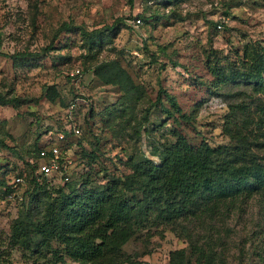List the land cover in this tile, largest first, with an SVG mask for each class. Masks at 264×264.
Listing matches in <instances>:
<instances>
[{"label": "rangeland", "instance_id": "1", "mask_svg": "<svg viewBox=\"0 0 264 264\" xmlns=\"http://www.w3.org/2000/svg\"><path fill=\"white\" fill-rule=\"evenodd\" d=\"M117 19H122L120 30L96 36L92 50L79 30L54 37L64 22L71 21L89 32L112 25ZM0 34V95L21 100L18 107L0 103L3 248L12 221L33 205L31 191H26L27 182L13 188L11 197L4 196L5 188L19 173H28V164L37 163L38 149L57 142L65 122L80 129L78 136L69 134L65 144L73 166L70 181L78 182L76 188L81 176L88 173L98 185H104L113 175L128 174L130 170L124 163L134 150L159 164L153 153L161 150L160 145L174 142V131L193 146L202 141L212 147L228 144L223 132L228 105L240 100L224 95L243 94L244 89L229 87L221 95L215 94L212 70L218 66L228 72L233 61L239 64L246 46L264 49V0H133L132 5L128 0H0ZM48 46L52 49L45 56L29 61L14 63L6 56L39 53ZM158 46H166L165 53L159 52ZM108 60L117 62L144 89L143 104L136 111L138 122L148 101L156 99L160 86L175 97L189 121L176 123L168 119L158 105L143 126L146 131L140 129L141 136L130 139V127L109 116L118 107L122 93L94 75V67ZM76 70L80 73L71 75ZM51 86L56 93L54 102L45 96ZM245 92L252 95L245 101L251 115L256 121L262 116L264 119L262 110L255 112L264 108V98L253 94L251 88ZM162 101L169 107L164 97ZM259 123L262 131L252 137L260 145L264 142V121ZM131 124L136 125L134 121ZM48 192L52 197L56 195L55 190ZM42 199L44 195L36 202L42 203ZM240 210L241 215L235 212L227 220L235 229L244 227L234 244L250 235L259 217L254 200L245 202ZM177 232L159 228L146 234V230H139L123 251L136 264H169L172 252L187 247L185 238ZM238 253L234 247L235 261ZM7 259L10 264H48L24 256L19 249H13ZM65 264L75 263L65 258Z\"/></svg>", "mask_w": 264, "mask_h": 264}, {"label": "trees", "instance_id": "2", "mask_svg": "<svg viewBox=\"0 0 264 264\" xmlns=\"http://www.w3.org/2000/svg\"><path fill=\"white\" fill-rule=\"evenodd\" d=\"M128 3L132 5L133 0ZM121 20L89 32L71 21L64 22L54 37L61 32L79 30L84 38L87 37L92 50L96 36L120 30ZM1 45L0 34V48ZM51 49L52 46H48L39 53L4 55L16 63L43 57ZM166 49V46L157 47L161 53ZM0 54L3 53L0 51ZM231 66L228 72L218 66L212 70L215 94L221 95L222 90L229 87L244 89L243 94L224 95L240 100L228 105L223 127L228 144L212 147L202 141L193 146L181 133L174 131V142L161 143V150L153 153L159 164L134 150L124 163L130 170L128 174L113 175L107 183L98 185L90 180L88 173L81 176L78 188L77 181H68L55 188L38 185L33 177L36 164H28V173L18 176L26 174V191H31L33 205L20 211L12 221L6 247H0V264H10L7 256L13 249L21 250L24 256L35 257L36 262L43 260L48 264H65V258L75 264H136L124 253V246L137 231L146 230L148 234L159 228L178 231L187 242L186 248L172 252L169 264H264V142L259 145L252 137L255 132L262 131L259 122L263 123L264 119L262 116L256 121L245 102L252 97L245 92L250 88L253 94L264 98V49L246 46L239 64L233 61ZM93 71L105 84L115 86L122 93L118 107L110 111L109 116L130 127V139L140 137V129L146 131L143 126L158 105L168 119L176 123L189 121L175 97L160 86L156 99L148 101L138 122L136 111L145 98L143 87L136 85L114 60L102 61ZM55 94L51 86L45 96L54 102ZM162 97L169 107L164 106ZM0 103L18 107L21 100L0 95ZM260 111L263 113L264 108L255 112ZM261 135L264 138V131ZM47 190H55L56 195L52 197ZM12 192L7 185L4 196ZM41 195H44L43 202H36ZM253 200L258 207V222L250 235L234 244L244 227L235 229L227 220L235 212L236 216L241 215L240 209L245 202ZM234 247L239 250L236 261L232 255Z\"/></svg>", "mask_w": 264, "mask_h": 264}, {"label": "built area", "instance_id": "3", "mask_svg": "<svg viewBox=\"0 0 264 264\" xmlns=\"http://www.w3.org/2000/svg\"><path fill=\"white\" fill-rule=\"evenodd\" d=\"M139 21V20H138ZM79 70H76L71 75H78ZM78 136L80 129L76 125L71 126V122H65L63 130L57 136V142L52 143L49 147L41 148L39 156L36 159V167L33 171L34 180L38 185L47 186V188L63 186L70 181V175L73 169L72 161L68 156V151L65 149L67 136ZM26 182L25 175L17 176L8 186L13 190L20 184ZM9 194L8 197H11Z\"/></svg>", "mask_w": 264, "mask_h": 264}]
</instances>
